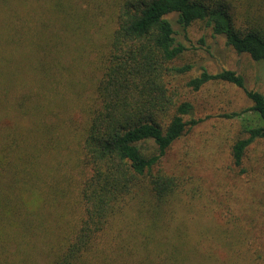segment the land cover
Returning a JSON list of instances; mask_svg holds the SVG:
<instances>
[{"label":"trees","instance_id":"16d2710c","mask_svg":"<svg viewBox=\"0 0 264 264\" xmlns=\"http://www.w3.org/2000/svg\"><path fill=\"white\" fill-rule=\"evenodd\" d=\"M196 21L264 61V0H0V264H185L188 235L174 224L186 226L189 215H175L191 204L192 181L161 160L198 122L172 83L194 68L174 62L186 50L178 35ZM74 33L87 34L95 75L86 97L80 88L64 104ZM210 81L252 102L226 114H254L231 147L242 167L264 139V93L228 68L202 66L186 86ZM68 105L80 128L60 115Z\"/></svg>","mask_w":264,"mask_h":264},{"label":"rangeland","instance_id":"374dc122","mask_svg":"<svg viewBox=\"0 0 264 264\" xmlns=\"http://www.w3.org/2000/svg\"><path fill=\"white\" fill-rule=\"evenodd\" d=\"M101 18L107 23L109 16ZM88 32L97 39L100 30L91 27ZM74 35V49H66L63 59L66 65H73L70 83L68 86L65 83L66 88L73 89L64 92L63 102L61 100L64 104L76 100L80 88L82 96L86 97L95 75L92 66L87 65L86 55L91 59L95 56L86 43L87 34ZM178 37L186 50L174 63L191 62L194 68L174 77L172 83L181 97L192 101L195 106L192 117L198 122L172 144L161 166L167 172L190 176L192 181L185 194L190 196L191 204L179 208L175 215L181 219L187 213L186 226L174 224L188 235L184 236L183 248H190L191 253L184 262L264 264V139L256 140L247 149L242 167L236 166L231 156L232 144L244 136V126L252 124L254 114L247 111L235 117L226 116L249 108L252 102L241 88L229 82L210 81L199 90L186 86L192 76L200 73L202 66L212 73L228 68L243 74L248 88L264 93V61H255L247 53H237L227 45L225 36L213 34L203 21L194 22ZM75 47L84 48L78 51ZM84 83L90 86L84 89ZM70 108L73 109L68 105L60 115L73 114L74 124L80 128L81 112L75 107L76 112L67 114ZM64 131L67 132V128ZM44 161L51 162V156ZM38 259L44 263L43 256Z\"/></svg>","mask_w":264,"mask_h":264}]
</instances>
